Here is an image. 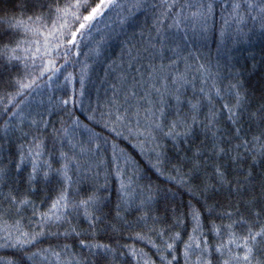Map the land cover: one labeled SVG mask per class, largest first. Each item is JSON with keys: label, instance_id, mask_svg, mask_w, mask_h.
<instances>
[{"label": "snow or ice", "instance_id": "1", "mask_svg": "<svg viewBox=\"0 0 264 264\" xmlns=\"http://www.w3.org/2000/svg\"><path fill=\"white\" fill-rule=\"evenodd\" d=\"M216 6L213 0H157L155 3L132 0L128 4H120L117 0H99L97 3H93V0H17L18 15L0 18V104L3 105L2 114L7 117L2 131L9 143L10 132H19V139L27 141V144L17 146L19 160L15 162L9 156H4L0 147V250H14L16 253L15 259L0 256V264H96L97 258L109 254L115 256L116 252L109 245L85 239L79 240V247L81 250L87 249V255L83 251L76 253L68 244L37 247L45 239L60 240L84 235L94 237L95 232L99 231L98 225L106 218L104 208L111 196L109 177L113 174L119 182L116 189V217L123 219L121 213L133 207L137 211L147 209L140 220L148 227L147 220L150 218L153 226L149 231L157 232L163 242L162 249L155 243L152 246L160 255L162 264H177L175 248L181 238L180 233L164 239L166 230L155 228L161 218L149 216L153 204L160 201L166 203L172 198V190L151 183H138L143 179L139 169L122 149H117L114 142L111 143L109 170L100 156L102 151H107L104 145L109 144L108 139L91 129H87L89 135L86 141L77 139L78 130L87 126L82 125L72 108L68 107L70 104L73 107L79 105L81 111L84 110L81 98L85 95V83L91 69L88 57L92 53L100 54L99 42L96 48L82 53L83 39L91 38L93 29H96L106 10L110 12L124 8L128 11L127 15L121 17L122 25L130 23L135 26L136 13H142L145 21L139 33L140 41L132 43L126 50L122 49V54L128 56L130 69L146 59L150 71L145 80L141 67H135L140 79L133 75L129 83V76L122 74L120 86H112L113 95L105 102L106 112L101 114L105 128L118 137L124 136L118 127L126 128L128 135L125 139L136 138L142 152L147 148L155 154L157 164L153 167L157 172H161L158 165L167 156L166 145L161 141L171 140L172 147L178 148L181 143H190L197 130L203 132L205 141L210 143L202 142L191 157L185 155L182 158L191 165L190 171L185 173L181 166L173 165L176 174L168 179L194 195L199 193L205 198V204L207 195L217 190V184L221 188L226 185L231 188L234 183L238 203L234 208L228 204L227 208L232 210L217 214L220 224L212 223L209 231L216 237L215 245L209 243L200 211L189 205L188 215L193 226L184 243V264H264V184L261 185L259 198L253 195L250 199L241 200L242 189L247 187L252 173L249 171L243 180L237 178L233 182L227 179L226 169V163L237 165L250 154L253 162L257 156L264 158V92L260 94L255 111H251L252 98L238 78L239 74L233 76L235 83L230 82L226 88L217 87L216 77L219 74L213 73L211 65L201 63L195 51L183 55L184 49L180 44L170 47L176 37H180L186 46L189 41L193 44L206 41L215 27ZM220 7L227 8V14L221 16L222 40L226 35L247 36L256 25L264 36V0H232L229 5ZM149 18L151 24L147 23ZM21 33L24 39L18 38ZM29 35L37 38L29 40ZM167 52L171 56H166ZM82 54L85 56L83 61L73 58ZM157 59L161 61L159 65L155 63ZM165 59L169 60L168 64L163 63ZM180 60L184 62L183 71L178 68ZM69 64L78 65V72H67L65 75ZM60 75H64V80L57 83ZM209 80H212L210 87L207 86ZM197 81L201 82V98L207 99L209 104L203 119L199 118V101H188L187 113L181 109L183 90L190 86L195 92ZM75 82L80 85L78 91L74 87ZM43 88L52 91L71 89L67 98L55 102L49 95L50 108L46 113L50 117L53 109L64 110L69 118L67 124L61 120V126L56 128L45 113L33 114L28 110L34 94H42ZM137 89H142L143 95ZM152 92L157 94L158 101L150 98ZM166 97L174 98L175 105H170ZM217 97L226 101L220 108L213 104V99ZM141 101H147L150 106L142 107ZM172 108L175 110H168ZM94 113L95 110L88 116L89 120H96ZM170 115L172 119H169ZM245 119L249 122L248 128L242 123ZM222 120L229 127H221ZM253 123L259 125V134L249 139ZM50 125L51 132L48 131ZM25 127L28 131L24 130ZM233 141L236 143L233 144ZM222 144L228 147H221ZM205 153L211 155L205 156ZM96 157L99 159L93 162ZM212 157H227V161L209 164ZM5 159L8 160L7 164L3 163ZM102 164L106 168L104 184L95 183L90 193L82 194L79 185L89 180L88 173H93V169ZM29 166L30 170L25 175L24 169ZM209 166L213 169L211 173L206 171ZM202 172V183L194 185L193 181ZM99 175V172H94L91 179L98 181ZM209 180L215 183H209ZM207 210L211 214L215 206ZM29 212L30 215H26ZM81 214L88 222L91 233L77 231L75 227L64 232L58 230L64 224L71 223L70 217ZM182 217L183 214L175 216L177 225L184 223ZM53 227L57 230L51 231ZM144 238L137 234V239ZM33 248L35 251H30ZM130 251L133 257L143 259L144 264H154L144 258L142 249L139 252L135 249ZM166 252L172 255L171 260L164 255Z\"/></svg>", "mask_w": 264, "mask_h": 264}, {"label": "trees", "instance_id": "2", "mask_svg": "<svg viewBox=\"0 0 264 264\" xmlns=\"http://www.w3.org/2000/svg\"><path fill=\"white\" fill-rule=\"evenodd\" d=\"M99 0H93V3H97ZM120 4L131 3L132 0H117ZM150 2L155 3L157 0H150ZM217 5L215 8V27L212 32L209 33L208 39L206 41H199L195 44L189 41L186 46L185 42L180 38L176 37L174 41L170 44V47H176V44H180L184 51L183 55H187L189 51H195L196 55L200 56L201 63H207L211 65L213 73H218L216 77V86L221 88H226V86L231 82L235 83L233 76L239 74L238 78L243 82L245 88L248 90L251 96L250 110L255 111L259 101L260 94L264 92V36L261 35V29L258 25L255 26L254 31L248 32L247 36H231L226 35L222 40L220 37V27L222 24L221 16L227 14V8H221V5H229L232 0H213ZM243 2V0H241ZM17 0H0V18L4 16H14L18 15V9L16 8ZM127 8L115 9L108 12L100 19L99 23L96 24V29H93L91 38L85 37L82 41L81 52L88 53L91 48H96L97 42H99V55L94 53L90 54L88 57V63L91 65L89 77L85 83V95L81 98L83 100V111L78 105L73 107L71 104L68 106L72 108L75 117H78L82 125H86L87 128L81 127L78 130L77 139L86 141L89 135L87 129H91L93 132L97 133L102 138H107L109 144L104 145L107 151H102L100 156L107 163V167L111 169V143L117 145L118 150H123L124 153L131 158L135 166L139 169L140 175L143 179L139 180L140 184L151 183L153 185H158L161 188L171 189L174 195L167 201H160L153 204L152 210L149 216H159L161 221L155 225L157 230L165 229L166 234L164 239H167L169 235L179 232L180 240L177 241L175 248V255L177 256V264H184L183 250L184 243L188 240V236L192 229V220L188 215L189 205L191 204L201 213V220L204 225V231L207 233L209 243L215 245L216 237L209 231L213 222L220 224L221 220L217 215L219 212L225 210H232L227 208L228 204H232L233 208L237 206L238 199L237 194L234 191L235 184L232 187L227 185L221 188L218 184L216 185L217 190L211 192L207 195V204H205V198L201 197L199 193L193 194L187 191L185 188L180 187L173 181L169 180L170 175H175L173 171V165H178L182 167L183 172L188 173L191 169V165L184 162L182 158L187 155L191 157L200 147L202 142L210 143V141H205V136L203 132L197 130L195 135L190 138V143H181L178 148L172 147L171 140H164L161 143L166 145L167 156L161 164L158 166L163 172H157L153 165L157 164L156 156L154 153L149 152L147 148L142 152L138 146L136 138L125 139L124 137L128 135L126 128H119L118 130L124 132V136H116L115 133L111 132L108 128H105L104 122L101 119V114L106 112L105 102L110 100L113 95V85L120 86V77L122 74H127L129 76V83H131V77L134 75L136 79H140L138 73L135 72V67H141L144 72V78L147 80V72L150 69L147 68L148 61L142 60L139 64L134 65L132 69L128 67V56L122 54V49L131 47L132 43L140 41L141 37L139 35L143 22L145 21V16L142 13H136L137 24L132 26L130 23L121 24V17L127 15ZM119 13V15H117ZM151 24V19L147 21ZM251 26V24H250ZM145 31L147 29L145 28ZM247 32L248 30L245 29ZM135 33V36H133ZM24 39L23 33L18 37ZM37 37H32L29 35L27 39L32 40ZM131 38V40H130ZM42 39V38H40ZM130 41V42H129ZM75 52V49H73ZM166 56H171L170 52L166 53ZM81 61L85 60V56L82 54L78 58ZM175 59V57H172ZM63 61L61 60V63ZM157 65L161 63L159 59L155 61ZM164 64H168L169 60L165 59ZM218 65V67H217ZM78 65L69 64L65 70V75L67 72H78ZM178 68L180 71L184 70V62L182 60L178 61ZM64 80V75H60L57 83H62ZM212 85V80L208 81V87ZM201 82L197 81L195 92L192 87H186L183 90V95L181 96V109L184 113L189 110L188 101L196 103L197 101L201 104V115L200 119H203L204 114L209 110V104L207 99H202L199 94V88ZM74 87L79 90V83L75 82ZM160 87V84H157ZM137 91L143 95L142 89H137ZM71 89L61 91L59 89L52 91L47 88L42 89V94H34L33 98L29 102V109L35 114L36 112L47 113L50 108L48 97L51 95L53 97V102L56 100L67 98L70 94ZM120 98H123V90L121 91ZM150 98L153 101H158L159 97L155 92L150 94ZM168 100L170 105H175L176 101L174 98H165ZM43 101V103H41ZM225 100H220L218 97L213 99V104L217 108H220ZM141 106L146 108L150 105L147 101H141ZM3 105L0 104V147L3 148V155L9 156L14 162L19 160V155L17 152V146L21 143L27 144V141L19 139V132H10L9 137L11 138V143L4 137L2 127L5 123L7 117L2 114ZM11 110V108L9 109ZM95 110L96 120L92 121L88 119V116L93 114ZM169 111H174L175 109H168ZM227 113L225 112V118ZM46 118L50 119L52 124L56 128L61 126V120L66 124L69 122V118L64 110L53 109V115ZM133 118V124H134ZM172 119V116H169ZM99 121V122H97ZM245 128H248L249 122L245 119L242 121ZM221 127H229L224 121H221ZM28 131V128H24ZM51 125L48 131L51 132ZM259 134V125L253 123L251 125V132L249 133V139L253 135ZM31 137H29L30 139ZM141 140L143 137L140 138ZM233 144L236 141L232 142ZM221 147L227 148V144H222ZM210 153H205V156H210ZM2 159V156H0ZM99 159V157L93 158V162ZM204 156L201 157V160ZM213 161L217 163H225L227 157L218 158L212 157L209 161L211 164ZM4 164L8 163V160H3ZM87 163V161H85ZM13 168L15 163H13ZM59 167V165H56ZM227 169V179L229 181H235L237 178L243 180L249 171H251L252 176L249 178L247 187L242 189L241 200L250 199L253 195L257 198L260 197L261 185L264 184V158L259 156L256 157L255 162H253V156L250 154L243 158L239 164L234 165L230 162L226 163ZM30 170V166L24 169V174ZM105 165H101L99 168H94V172H99L98 181L91 179L93 173H88L90 179L86 180L79 187L82 190V194L86 195L93 190V185L95 183L104 184V174ZM206 171L211 173L213 171L212 167H207ZM131 169H129V173ZM74 179L76 178L73 173ZM203 172L200 176L193 181L194 185L201 184L203 181ZM209 183H215L214 180H209ZM119 187V182L116 180L115 175L109 177V190L111 191V196L107 202V207L104 208V213L106 218L98 225L99 231L95 232L94 237L92 235H84L80 237H69L68 239L61 238L60 240H43L37 247H49L68 244L72 246L76 253H81L83 251L84 255H87V249L81 250L79 247V240L85 239L90 242H99L102 244L109 245L115 252L116 255L113 256L109 254L104 258H97L96 264H144L143 259H138L133 257L130 249H135L139 252L143 250L144 258L149 259L154 262V264H162L160 255L157 253L156 248L152 246L155 243L163 248L162 239L158 236L157 232H150L149 228L153 226L152 220L149 218L147 220L148 227H145V222L140 220V216L143 211L147 209L137 211L134 207L130 208L128 211L122 212L121 216L123 219L116 217V203H117V193L116 189ZM6 191V189H5ZM55 195V192L52 193ZM101 195H107V193H101ZM138 202V201H137ZM6 206V205H5ZM215 206V210L209 214L207 210L208 207ZM242 207V203L240 204ZM47 207V205H45ZM99 214V213H98ZM183 214V224L177 225L175 223V216ZM26 215H30L26 213ZM70 224H64L58 230L64 232L66 229L75 227L77 231H83L85 233H91L92 230L89 229L88 222L83 218V215L76 217H70ZM127 221V223H125ZM226 222V221H225ZM114 226V227H113ZM115 228V230H114ZM57 229L53 227L51 231H56ZM137 234L143 235L145 238L143 240L137 239ZM171 242V241H169ZM128 246V247H126ZM58 250V249H57ZM30 251H35V248L30 249ZM123 253V255H121ZM168 260L172 259V255L169 253H164ZM0 256L5 258H16V253L14 250H0ZM91 259V258H90ZM194 259V258H193Z\"/></svg>", "mask_w": 264, "mask_h": 264}]
</instances>
